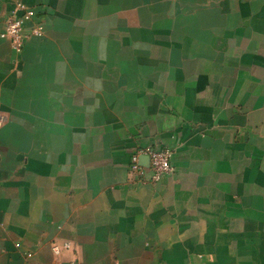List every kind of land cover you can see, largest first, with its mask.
Masks as SVG:
<instances>
[{"label": "crops", "instance_id": "obj_1", "mask_svg": "<svg viewBox=\"0 0 264 264\" xmlns=\"http://www.w3.org/2000/svg\"><path fill=\"white\" fill-rule=\"evenodd\" d=\"M18 6L0 264H264V0H0V35ZM154 148L174 172L139 182Z\"/></svg>", "mask_w": 264, "mask_h": 264}, {"label": "built area", "instance_id": "obj_2", "mask_svg": "<svg viewBox=\"0 0 264 264\" xmlns=\"http://www.w3.org/2000/svg\"><path fill=\"white\" fill-rule=\"evenodd\" d=\"M18 7L26 12L25 17H19L15 13L9 16L6 19L0 37L9 42L12 49L19 54L23 50L26 40L30 37L41 36L42 31L39 27H35L30 33H25V18L32 17L33 13L23 6ZM172 156L173 152L171 150L163 148L139 151L131 158L129 174L135 177L139 182L156 184L161 178L173 174ZM141 157L149 158L150 163L148 168L141 164ZM149 172L150 175H148ZM65 248H69V245H65ZM54 251L58 253L57 248H55Z\"/></svg>", "mask_w": 264, "mask_h": 264}, {"label": "water", "instance_id": "obj_3", "mask_svg": "<svg viewBox=\"0 0 264 264\" xmlns=\"http://www.w3.org/2000/svg\"><path fill=\"white\" fill-rule=\"evenodd\" d=\"M146 158V159H145ZM143 160V162H146L145 165H143L144 167L148 168L149 167V163H150V160L148 157H143L141 158ZM141 159H140V162H141ZM145 159V160H144Z\"/></svg>", "mask_w": 264, "mask_h": 264}]
</instances>
